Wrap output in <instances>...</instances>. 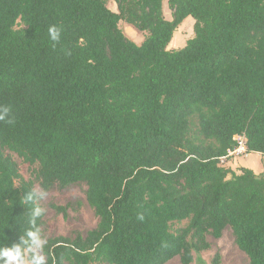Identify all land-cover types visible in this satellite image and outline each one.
Instances as JSON below:
<instances>
[{
  "label": "trees",
  "instance_id": "1",
  "mask_svg": "<svg viewBox=\"0 0 264 264\" xmlns=\"http://www.w3.org/2000/svg\"><path fill=\"white\" fill-rule=\"evenodd\" d=\"M107 1L0 0V253L218 264L201 253L229 227L248 264H264V174L219 160L236 135L264 154V0H168L171 19L162 0H112L116 11ZM187 16L193 36L169 48ZM6 151L36 165L44 192L85 183L96 226L36 254L40 196Z\"/></svg>",
  "mask_w": 264,
  "mask_h": 264
},
{
  "label": "rangeland",
  "instance_id": "2",
  "mask_svg": "<svg viewBox=\"0 0 264 264\" xmlns=\"http://www.w3.org/2000/svg\"><path fill=\"white\" fill-rule=\"evenodd\" d=\"M107 6L110 9L116 10L115 3L112 0L107 1ZM163 13L166 19H171V11L168 7V0H162ZM194 20L191 16H187L177 27L172 38L171 46H174L176 41L183 47L188 38L193 36ZM119 27L123 33L135 43L140 44L145 37V32L138 31L133 26L120 21ZM178 45V44H176ZM175 47V46H174ZM180 48V45L177 47ZM18 165L19 172L25 180H32L35 191L39 194V203L44 212L43 224L40 228V237L37 245L33 247V251L41 258V246L48 238L63 236L73 238L77 233L82 236L94 228L97 223V218L94 215L93 209L86 201V184L83 182L74 183L64 188L54 187L49 191L44 192L38 180H36V165H30L25 162L17 154L6 151ZM231 159H228L223 165L231 166ZM243 160L256 161V155L251 154L249 158ZM52 205L65 206L66 214L58 213ZM207 240L210 244L209 248L201 253V256L208 263L213 257L218 254V264H248L247 256L241 251L234 242V236L229 227L223 229L222 234L218 238L207 235ZM14 264H30L25 262H15ZM165 264H181L179 258L173 257ZM191 264H195L194 262Z\"/></svg>",
  "mask_w": 264,
  "mask_h": 264
},
{
  "label": "crops",
  "instance_id": "3",
  "mask_svg": "<svg viewBox=\"0 0 264 264\" xmlns=\"http://www.w3.org/2000/svg\"><path fill=\"white\" fill-rule=\"evenodd\" d=\"M113 10V9H112ZM116 11V10H114ZM173 38V37H172ZM178 45L171 46L172 44V39L169 43V48H177L179 45L180 47L182 46L180 43L177 41L175 42ZM251 154L256 155V161H248V160H243V158H249ZM231 159V168L236 170L238 167L243 166V167H248L254 171L256 174H264V154H261L259 152H249L246 155H237L234 157H230ZM229 158V159H230Z\"/></svg>",
  "mask_w": 264,
  "mask_h": 264
},
{
  "label": "clouds",
  "instance_id": "4",
  "mask_svg": "<svg viewBox=\"0 0 264 264\" xmlns=\"http://www.w3.org/2000/svg\"><path fill=\"white\" fill-rule=\"evenodd\" d=\"M60 31L61 30L56 26H51L49 28V33L51 34L52 39H57ZM6 112H7V109H5L3 113H0V119L4 118V113ZM39 211L40 210L37 209V214H39ZM29 235L33 238V240H36L38 238L37 233L35 232H30ZM0 254L8 258L5 264H10L11 261H16L18 256L20 255L19 251L16 249H5Z\"/></svg>",
  "mask_w": 264,
  "mask_h": 264
},
{
  "label": "built area",
  "instance_id": "5",
  "mask_svg": "<svg viewBox=\"0 0 264 264\" xmlns=\"http://www.w3.org/2000/svg\"><path fill=\"white\" fill-rule=\"evenodd\" d=\"M235 139H236V145L232 149H229L226 155L219 157V160L222 164H224L230 157H234L237 155H246L249 153L246 150V146H245L246 139L244 135H236ZM11 262H13L14 264L16 261H11Z\"/></svg>",
  "mask_w": 264,
  "mask_h": 264
}]
</instances>
